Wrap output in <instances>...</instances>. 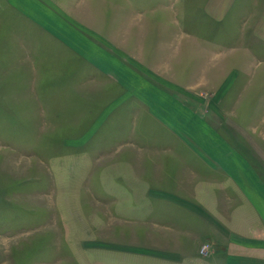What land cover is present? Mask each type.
I'll return each mask as SVG.
<instances>
[{
    "label": "rangeland",
    "instance_id": "374dc122",
    "mask_svg": "<svg viewBox=\"0 0 264 264\" xmlns=\"http://www.w3.org/2000/svg\"><path fill=\"white\" fill-rule=\"evenodd\" d=\"M154 1H129L151 25L149 32L141 23L133 42L144 44L154 70L172 83L181 74L190 93L212 109L233 88L223 111L248 110L252 126L264 125L259 1H236L235 14L228 16L203 15L199 0H182L180 15L172 6L177 0L165 1L171 14L153 15ZM9 39L17 43L18 36ZM12 49V56L0 55L7 66L0 83L6 91L0 95V264H182V236L170 224L152 223L163 219L161 209L132 208L130 172L120 166L116 171L117 162L130 161L116 160L115 152L135 150L121 144L131 136L128 120L98 119L110 113L98 109L113 97L97 95L98 81L76 80L75 128L62 126L61 118L52 127L56 113L50 112L63 98L51 89L60 85L43 81L42 93L34 94L37 80L29 64L19 72L18 46ZM6 103L16 111H3ZM12 115L27 127L14 125ZM144 130L139 132L145 136ZM204 244L209 246L202 255ZM212 250L204 242L198 254L209 258Z\"/></svg>",
    "mask_w": 264,
    "mask_h": 264
},
{
    "label": "crops",
    "instance_id": "0c3cea01",
    "mask_svg": "<svg viewBox=\"0 0 264 264\" xmlns=\"http://www.w3.org/2000/svg\"><path fill=\"white\" fill-rule=\"evenodd\" d=\"M129 1L0 0V55L12 56L18 46V70L27 72L29 64L37 80L34 94L42 93L43 81L60 85L51 89L63 98L50 112L56 113L52 127L61 118L62 126L75 128L76 80L98 81L97 95L113 97L98 109L111 114L98 119L128 120L131 136L121 144L135 150L115 152L116 160L130 161L117 162L116 171L120 166L130 172L132 208L161 209L163 219L152 223L170 224L182 236V264H264V125L252 126L248 110L223 111L233 88L215 105L222 113L214 112L190 93L181 74L175 83L159 75L144 44L136 38L134 45L139 27L152 29ZM165 1L153 2V15L171 14ZM177 1L172 6L180 15L185 4ZM199 1L203 15L228 16L240 0ZM258 1L255 8L264 16V0ZM6 68L0 61V83ZM14 108L2 107L10 113ZM11 117L27 127L20 116ZM204 242L213 246L205 259L198 254Z\"/></svg>",
    "mask_w": 264,
    "mask_h": 264
},
{
    "label": "built area",
    "instance_id": "2783aa9c",
    "mask_svg": "<svg viewBox=\"0 0 264 264\" xmlns=\"http://www.w3.org/2000/svg\"><path fill=\"white\" fill-rule=\"evenodd\" d=\"M207 246H209V244H204V245H203L202 250H201V252H200L202 255L206 254V250H205V248H206Z\"/></svg>",
    "mask_w": 264,
    "mask_h": 264
}]
</instances>
